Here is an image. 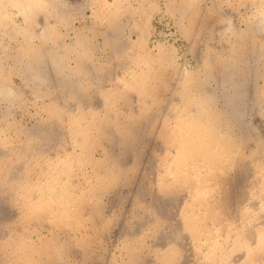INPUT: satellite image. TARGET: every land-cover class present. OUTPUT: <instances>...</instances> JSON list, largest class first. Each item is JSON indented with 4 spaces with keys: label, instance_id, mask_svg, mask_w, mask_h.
<instances>
[{
    "label": "rangeland",
    "instance_id": "374dc122",
    "mask_svg": "<svg viewBox=\"0 0 264 264\" xmlns=\"http://www.w3.org/2000/svg\"><path fill=\"white\" fill-rule=\"evenodd\" d=\"M0 264H264V0H0Z\"/></svg>",
    "mask_w": 264,
    "mask_h": 264
}]
</instances>
